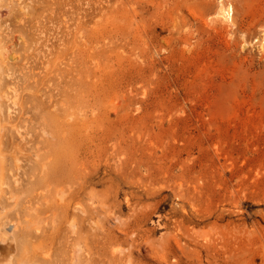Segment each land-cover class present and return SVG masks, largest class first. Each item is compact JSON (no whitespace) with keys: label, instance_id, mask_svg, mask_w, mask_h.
Masks as SVG:
<instances>
[{"label":"rangeland","instance_id":"1","mask_svg":"<svg viewBox=\"0 0 264 264\" xmlns=\"http://www.w3.org/2000/svg\"><path fill=\"white\" fill-rule=\"evenodd\" d=\"M263 31L264 0H0V264H264Z\"/></svg>","mask_w":264,"mask_h":264},{"label":"bare ground","instance_id":"2","mask_svg":"<svg viewBox=\"0 0 264 264\" xmlns=\"http://www.w3.org/2000/svg\"><path fill=\"white\" fill-rule=\"evenodd\" d=\"M232 11V8L231 7H228L227 9H226V11H223V12H225V14L224 15H222V17L225 19V20H231V18H230V12ZM263 40H264V31H263ZM243 46V45H242ZM244 46H246V45H244ZM243 46V48H245ZM12 53V52H11ZM8 54L9 53H7V56H8ZM6 55V54H5ZM5 55L4 54H2L1 52H0V81H1V79H2V76H3V73H4V67H5V64H6V57H5ZM16 59V58H15ZM7 60H9V59H7ZM14 60V59H13ZM0 97H3L4 96V94L2 93V91H1V89H0ZM2 100H3V98H2ZM1 103V102H0ZM1 106H2V104H0ZM20 107H21V105L22 104H18ZM0 106V107H1ZM19 107V108H20ZM3 108V107H2ZM1 108V109H2ZM0 109V110H1ZM3 111V110H2ZM1 112V111H0ZM2 116H3V113H2ZM0 125H1V122H0ZM2 127V129H3V125L2 126H0V128ZM6 129V128H5ZM8 131V130H7ZM0 132H1V129H0ZM1 134V133H0ZM3 134V133H2ZM2 136V135H1ZM0 136V141L2 140V137ZM0 148H2L1 146H0ZM0 154H1V152H0ZM3 154V153H2ZM3 157V156H2ZM1 157V158H2ZM4 163H5V161L3 160V159H0V167L2 168L3 166H4ZM3 169V168H2ZM3 171V170H2ZM75 172H77V170L75 171ZM1 174H3L2 172H1V170H0V175ZM3 176V175H2ZM2 176H0V195L2 194V192H3V190H2V188H3V186H4V180L2 179ZM3 177H5V175L3 176ZM45 196V197H44ZM43 196V198H45V200L48 198L49 199V197L48 196H46V195H44ZM44 200V201H45ZM70 201H67V203H65V206L66 207H69V206H71L72 205V202H73V200L74 199H69ZM66 201V200H65ZM46 202H49L48 200H46L45 201V203ZM81 205V204H80ZM73 206V205H72ZM81 207V206H80ZM73 209L74 208H79V204L77 203V202H75V204H74V206L72 207ZM83 208V207H82ZM82 208H79L80 209V211H82ZM66 212H67V209L65 210ZM2 215V212L0 211V252H1V250H3L4 248H7L9 245H8V243H7V239L5 238V234H4V230H2V228H3V226H2V228H1V216ZM66 216H68V214H66ZM20 223V222H19ZM71 225V227L72 228H74L75 226H74V224H70ZM12 228H13V226H12ZM25 228H27V226L25 227ZM26 230V229H25ZM27 232H28V229L26 230ZM26 231H25V234H26ZM6 232V231H5ZM21 234V233H20ZM18 237H19V234H18ZM17 237V238H18ZM14 238H15V236H14ZM22 238V237H21ZM20 238V239H21ZM23 239L25 240L26 239V236H25V238H22V241H23ZM8 240H10V239H8ZM12 242V241H11ZM24 242V241H23ZM14 243V242H13ZM20 243V242H19ZM26 243V242H25ZM20 244H23L22 242L20 243ZM19 244V245H20ZM15 246V245H14ZM17 246V245H16ZM23 246V245H22ZM10 254V253H9ZM1 255V254H0ZM1 259H2V257H1ZM1 261V260H0ZM11 262V261H10ZM24 262V261H23ZM30 264V263H29Z\"/></svg>","mask_w":264,"mask_h":264}]
</instances>
